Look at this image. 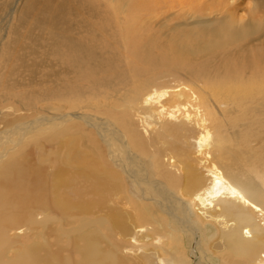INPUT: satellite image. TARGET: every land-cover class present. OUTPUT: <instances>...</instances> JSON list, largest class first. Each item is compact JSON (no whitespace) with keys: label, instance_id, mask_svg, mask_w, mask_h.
I'll list each match as a JSON object with an SVG mask.
<instances>
[{"label":"rangeland","instance_id":"374dc122","mask_svg":"<svg viewBox=\"0 0 264 264\" xmlns=\"http://www.w3.org/2000/svg\"><path fill=\"white\" fill-rule=\"evenodd\" d=\"M263 19L264 0H0V183L19 164L47 177L63 170L62 186H50L9 220L16 223L5 227L0 259L16 263L36 249L39 264H58L53 256L62 250L69 256L67 246L82 228L83 213L71 204L84 200L90 201L85 218L104 220L95 226L104 235L99 241L108 264H157V256L176 264H220L210 250H201L197 259L192 255L203 237L192 246L181 224L190 225L175 221L169 210L167 194L177 197L179 185L164 182L153 169L168 152L190 154L197 132L165 128L144 135L141 101L153 90H193L211 120L219 159L264 190V26L248 38L228 36L245 22ZM213 41L209 51H195V45ZM177 43L195 53H179ZM65 116L75 121L63 127ZM114 125L124 138L144 136L130 141L132 159L126 140L110 137ZM75 143L81 153L74 158ZM90 163L119 177L103 199L88 193L90 183L82 181ZM128 171L153 178L166 195L142 192ZM32 184L41 187L35 179ZM62 199L68 204L49 209ZM43 215L52 221L32 223ZM109 216L118 222L101 227ZM147 221L152 227H145ZM17 228L22 232L15 238ZM142 228L153 231L143 235ZM159 236L164 244L155 249ZM212 246L223 254L216 242ZM128 252L135 253L131 259L122 256ZM71 257L80 260L77 253Z\"/></svg>","mask_w":264,"mask_h":264},{"label":"bare ground","instance_id":"6f19581e","mask_svg":"<svg viewBox=\"0 0 264 264\" xmlns=\"http://www.w3.org/2000/svg\"><path fill=\"white\" fill-rule=\"evenodd\" d=\"M263 26L264 19L257 22L256 20H251L245 22L238 33L230 32L228 36L235 37L238 34L240 38H248L254 34V31ZM214 43L213 41L204 46L195 45L194 48L195 51L207 52L214 46ZM175 48L180 51L175 52H183V54L188 55L195 53L182 43H177ZM171 102L175 103L172 108L167 106ZM141 107L145 112V114L141 115L144 135L148 133L151 135L154 133L161 134L167 130L174 129L197 132L190 144L192 150L190 154L176 155L168 152L163 159L162 157L157 158V163L153 165L155 174L157 173L164 178V182L179 185V195L177 197L173 193L167 194L171 198L169 210H173L172 214L175 221L179 218L183 224L190 225V227H184L181 224L182 228L190 234L188 236H190L192 246L195 244L200 246L199 234L203 237L202 247L196 250L193 249L192 255L197 259L199 252L201 253V250L206 249L207 252L210 250V254L220 259V264H264V190L255 178H247L234 173L232 167L227 166L219 159L217 155L219 151L215 146L216 134L211 127L210 118L201 110L197 95L184 85L160 91L153 90L143 95ZM61 121L63 122V127H66L75 120L71 119V116H65ZM113 128L114 130L110 132V137L111 135H117L124 138V134L119 132L120 129L117 126L114 125ZM104 133L102 131L101 135ZM141 135L140 133V137ZM140 137L133 135L129 138H124L127 145H125L124 149L129 153L128 157L131 159L133 158L131 150L134 153L135 150L130 141L144 139L143 135ZM77 145L78 143H75L72 146V152L70 151L74 158L80 152ZM125 162L127 164L126 158ZM86 168V175L93 179L90 181L88 177L81 175L82 181L91 185V187L89 185L86 188L88 193L103 199L102 196L105 193L116 187L119 177L109 175L104 168H100V165L97 164H87ZM61 171L63 170L59 169L55 175L47 177L44 171L30 169L29 164H19L17 167L12 168L5 181L0 183L4 188L0 187L1 245H5L4 242L7 238L5 227L15 226L16 222L9 220L16 211L31 207L50 186L60 187L63 185ZM125 174L134 182V186L142 192L151 194L153 197L160 194L162 196L166 195L162 192L161 185L153 178L141 177V173H133L132 171H128ZM31 175L34 178H31ZM148 176H153V174L150 172ZM34 179L41 187L34 188L32 184ZM46 183L50 185L44 187ZM89 202L80 200L76 204H71V207H76L78 211L83 213L81 218L82 228L76 237L77 240L70 241L69 246H67L69 256H64L63 250L53 256L58 264H108L100 248L99 241L104 235L99 234V228L95 226V224L102 223L104 220L91 221L85 218ZM67 204V201L62 199L57 201L53 207L50 206L49 209L62 208ZM146 215L156 224V227H162L161 224L156 223L148 211H146ZM171 218L173 217L171 216ZM50 221L52 220L47 215H43L40 222L32 221V223L36 225ZM117 222L118 220L114 221L109 216L101 227L113 228ZM176 223L180 225L178 222ZM178 225L176 226L178 227ZM176 226L172 224L171 228L175 234L182 238L183 235L174 228ZM86 227L92 228L86 229ZM145 227H152L149 221H147ZM210 227L212 233L211 238L208 239L207 233ZM134 228H137V226ZM189 228L192 229L190 230ZM140 230V234L145 235L147 232L153 231V228L145 230L142 228ZM21 232L22 230L17 228L12 236L17 238L21 235ZM131 240L137 242L136 236L132 237ZM214 242L220 246L223 254H219L218 248L212 246ZM161 244H164V240L163 237L159 236L154 248H159ZM73 253L79 254L80 260H73L71 257ZM122 256L131 259L129 252L123 253ZM156 260L157 264H176L158 256ZM192 261L190 260L188 264H191ZM39 262L36 249H29L22 253L16 263L12 260L3 262L0 259V264H39ZM195 262L202 264L200 259Z\"/></svg>","mask_w":264,"mask_h":264}]
</instances>
